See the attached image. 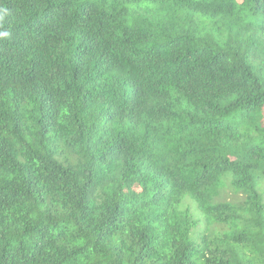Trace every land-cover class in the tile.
Masks as SVG:
<instances>
[{
  "label": "trees",
  "instance_id": "obj_1",
  "mask_svg": "<svg viewBox=\"0 0 264 264\" xmlns=\"http://www.w3.org/2000/svg\"><path fill=\"white\" fill-rule=\"evenodd\" d=\"M0 7V264H264V0Z\"/></svg>",
  "mask_w": 264,
  "mask_h": 264
},
{
  "label": "clouds",
  "instance_id": "obj_2",
  "mask_svg": "<svg viewBox=\"0 0 264 264\" xmlns=\"http://www.w3.org/2000/svg\"><path fill=\"white\" fill-rule=\"evenodd\" d=\"M7 14V10L5 8L0 7V22L3 21L4 16ZM10 33L8 32H0V37H8Z\"/></svg>",
  "mask_w": 264,
  "mask_h": 264
},
{
  "label": "rangeland",
  "instance_id": "obj_3",
  "mask_svg": "<svg viewBox=\"0 0 264 264\" xmlns=\"http://www.w3.org/2000/svg\"><path fill=\"white\" fill-rule=\"evenodd\" d=\"M224 200H229V199H235V197L231 196L230 194H228L227 192L223 195L222 197Z\"/></svg>",
  "mask_w": 264,
  "mask_h": 264
}]
</instances>
